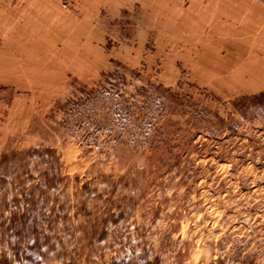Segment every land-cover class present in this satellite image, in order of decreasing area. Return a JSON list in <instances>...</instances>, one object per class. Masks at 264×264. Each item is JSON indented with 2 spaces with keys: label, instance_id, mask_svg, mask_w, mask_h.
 <instances>
[{
  "label": "rangeland",
  "instance_id": "374dc122",
  "mask_svg": "<svg viewBox=\"0 0 264 264\" xmlns=\"http://www.w3.org/2000/svg\"><path fill=\"white\" fill-rule=\"evenodd\" d=\"M245 1L0 0V160L49 149L0 188V264L34 243L39 264H264V106L227 70ZM110 72L127 84L104 127L64 125L56 108Z\"/></svg>",
  "mask_w": 264,
  "mask_h": 264
},
{
  "label": "trees",
  "instance_id": "16d2710c",
  "mask_svg": "<svg viewBox=\"0 0 264 264\" xmlns=\"http://www.w3.org/2000/svg\"><path fill=\"white\" fill-rule=\"evenodd\" d=\"M105 79L102 84H100L97 88L92 89H81L79 90V95L69 98L63 104L58 106L57 111L62 112L63 124H71L75 123L77 119L84 115V118H81L83 121L81 125H93L97 129L103 128L102 121L107 120V116L109 113L105 111V108L98 109V105L102 103V106L106 104L115 103L116 101H112L116 97H120L123 92L124 85L127 84L126 76L123 74H119V72H110L108 75L104 76ZM193 99L191 97H188ZM248 97H241V99L245 100ZM252 98L257 102L258 105L264 106V92L255 94ZM237 101V100H236ZM234 105V113L237 108ZM116 108V106H114ZM264 108V107H263ZM204 112H208L206 108L200 106V110ZM210 113H212L210 111ZM233 113V114H234ZM216 117L219 116L216 114ZM110 125V124H109ZM100 127V128H98ZM108 127V124H106ZM183 128L178 122H173L169 120L164 126L160 127L155 135L153 144V156H155V160L160 162L163 159V155L161 152L166 151V146L176 143L180 138L178 133L182 132ZM195 140V139H193ZM195 146H193L194 148ZM165 149V150H163ZM49 152V149H41V148H33L25 151L4 153L0 160V188L4 187L5 183L9 182V178L17 177L16 173L19 171V167L24 168V173L28 174V167L32 160L40 161L42 158L46 157V154ZM47 163H53L49 159L46 158ZM164 163V161H162ZM159 164V163H158ZM48 174V173H47ZM45 175V174H43ZM49 175V174H48ZM50 184L52 179H47ZM43 183L38 186L33 187L32 189H28L32 196L36 194V191L42 189ZM35 203V198L28 200V205H33ZM37 210L34 208L27 207L22 213V220L25 223L33 221L34 223L40 222L42 220L41 216L36 215ZM29 251L23 253V259H25L29 264H39V257L41 256V245L39 243H34L30 246Z\"/></svg>",
  "mask_w": 264,
  "mask_h": 264
},
{
  "label": "crops",
  "instance_id": "0c3cea01",
  "mask_svg": "<svg viewBox=\"0 0 264 264\" xmlns=\"http://www.w3.org/2000/svg\"><path fill=\"white\" fill-rule=\"evenodd\" d=\"M244 4L247 7L232 8L235 18L241 15L245 20L242 25L235 21L233 25L235 30H247L250 38L240 44L235 42L236 45H241L243 51L227 69L233 75L237 96L264 92V0H246Z\"/></svg>",
  "mask_w": 264,
  "mask_h": 264
}]
</instances>
